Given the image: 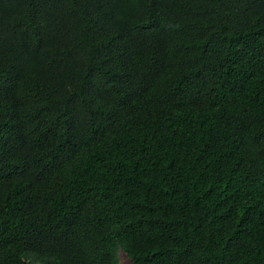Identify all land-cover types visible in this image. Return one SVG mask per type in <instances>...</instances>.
I'll use <instances>...</instances> for the list:
<instances>
[{
	"label": "trees",
	"instance_id": "1",
	"mask_svg": "<svg viewBox=\"0 0 264 264\" xmlns=\"http://www.w3.org/2000/svg\"><path fill=\"white\" fill-rule=\"evenodd\" d=\"M264 264V0H0V264Z\"/></svg>",
	"mask_w": 264,
	"mask_h": 264
},
{
	"label": "rangeland",
	"instance_id": "2",
	"mask_svg": "<svg viewBox=\"0 0 264 264\" xmlns=\"http://www.w3.org/2000/svg\"><path fill=\"white\" fill-rule=\"evenodd\" d=\"M119 264H133V262L124 251H121L119 254Z\"/></svg>",
	"mask_w": 264,
	"mask_h": 264
}]
</instances>
